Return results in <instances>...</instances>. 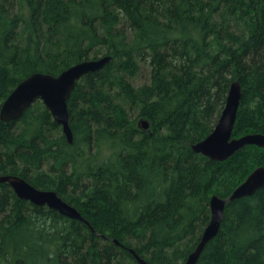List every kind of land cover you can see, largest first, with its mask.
Segmentation results:
<instances>
[{
  "label": "trees",
  "instance_id": "obj_1",
  "mask_svg": "<svg viewBox=\"0 0 264 264\" xmlns=\"http://www.w3.org/2000/svg\"><path fill=\"white\" fill-rule=\"evenodd\" d=\"M105 56L67 102L71 145L41 102L0 120V176L54 191L91 229L0 183V264H138L129 249L183 264L210 198L264 166L255 146L224 162L192 151L236 80L233 137L264 134V0H0V106L33 73ZM197 264H264V189L226 206Z\"/></svg>",
  "mask_w": 264,
  "mask_h": 264
},
{
  "label": "water",
  "instance_id": "obj_2",
  "mask_svg": "<svg viewBox=\"0 0 264 264\" xmlns=\"http://www.w3.org/2000/svg\"><path fill=\"white\" fill-rule=\"evenodd\" d=\"M110 60L105 56L96 60L78 63L58 76L33 73L20 82L0 106V120L8 124L18 120L34 103L40 101L49 111L53 121L61 127L67 143H73V134L69 125L67 102L76 83L85 75L101 70ZM242 99V88L239 81L231 82L224 108L212 132L202 141L192 146V151L215 162H224L247 146H255L264 150V134H247L239 138L233 137L237 113ZM142 130L149 128L148 123L140 121ZM0 183L7 184L20 200L38 207H47L60 215L85 223H89L71 205L63 201L54 191L40 190L18 176H0ZM264 189V166L254 169L227 198L213 195L209 201L210 217L207 226L201 233L200 240L193 252L183 264H197L206 245L215 239L224 220L226 206L235 200L251 197ZM114 243L117 244L116 241ZM138 264H148L129 249Z\"/></svg>",
  "mask_w": 264,
  "mask_h": 264
},
{
  "label": "rangeland",
  "instance_id": "obj_3",
  "mask_svg": "<svg viewBox=\"0 0 264 264\" xmlns=\"http://www.w3.org/2000/svg\"><path fill=\"white\" fill-rule=\"evenodd\" d=\"M148 71L146 69L142 70V74L138 76L135 80H133V84L135 86H141L142 84H145L148 81ZM40 102V101H37ZM36 102V103H37Z\"/></svg>",
  "mask_w": 264,
  "mask_h": 264
}]
</instances>
